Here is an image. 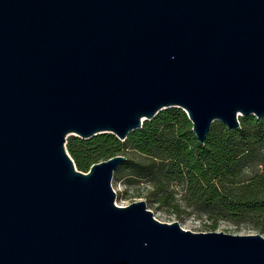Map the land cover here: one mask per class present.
I'll return each mask as SVG.
<instances>
[{
	"label": "water",
	"instance_id": "1",
	"mask_svg": "<svg viewBox=\"0 0 264 264\" xmlns=\"http://www.w3.org/2000/svg\"><path fill=\"white\" fill-rule=\"evenodd\" d=\"M172 107L201 143L264 116V0H0V264H264L262 234L118 206L126 157L67 151Z\"/></svg>",
	"mask_w": 264,
	"mask_h": 264
},
{
	"label": "trees",
	"instance_id": "2",
	"mask_svg": "<svg viewBox=\"0 0 264 264\" xmlns=\"http://www.w3.org/2000/svg\"><path fill=\"white\" fill-rule=\"evenodd\" d=\"M239 122V128L229 130L215 121L201 143L187 113L172 107L145 120L124 141L112 133L88 139L72 135L66 148L84 173L124 155L112 181L146 180L153 202L174 206L182 201L212 220L213 230L224 220L249 222L264 232V116H242Z\"/></svg>",
	"mask_w": 264,
	"mask_h": 264
},
{
	"label": "rangeland",
	"instance_id": "3",
	"mask_svg": "<svg viewBox=\"0 0 264 264\" xmlns=\"http://www.w3.org/2000/svg\"><path fill=\"white\" fill-rule=\"evenodd\" d=\"M112 186L116 192V205L127 206L133 202L145 200L147 208L150 209L154 217L161 222H178L183 229L193 232L218 231L234 235L260 233L264 236V232L255 229L249 222L237 225L223 220L218 222L216 230H213L211 228V224H213L212 220L191 211L182 201L176 202L178 205L174 206L155 203L152 201V187L146 180L128 179L124 177L117 182L112 181ZM177 198H180L179 195H177Z\"/></svg>",
	"mask_w": 264,
	"mask_h": 264
}]
</instances>
